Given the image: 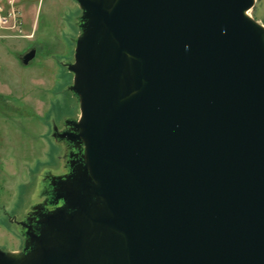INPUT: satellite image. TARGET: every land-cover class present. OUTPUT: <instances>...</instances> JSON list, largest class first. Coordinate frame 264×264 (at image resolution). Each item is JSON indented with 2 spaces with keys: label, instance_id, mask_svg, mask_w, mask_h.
I'll list each match as a JSON object with an SVG mask.
<instances>
[{
  "label": "water",
  "instance_id": "obj_1",
  "mask_svg": "<svg viewBox=\"0 0 264 264\" xmlns=\"http://www.w3.org/2000/svg\"><path fill=\"white\" fill-rule=\"evenodd\" d=\"M76 1L108 36L88 30L75 45L94 191L74 207L89 214L85 198L99 197L105 213L89 219L118 239L96 264H264V31L245 14L253 0ZM72 219L39 217L35 250L1 253L0 264H95L81 231L46 235Z\"/></svg>",
  "mask_w": 264,
  "mask_h": 264
},
{
  "label": "rangeland",
  "instance_id": "obj_2",
  "mask_svg": "<svg viewBox=\"0 0 264 264\" xmlns=\"http://www.w3.org/2000/svg\"><path fill=\"white\" fill-rule=\"evenodd\" d=\"M102 2L108 8L113 0ZM18 5L23 36L0 29V254L5 260L8 254H31L37 241L30 242L29 233L37 232L39 217L55 211L71 214L73 224L52 232V223L46 235L59 240L63 233L81 231L82 256L100 263L118 239L89 219L105 213L99 197L85 198L89 214L74 207L80 195L94 191L77 123L86 61L81 63L75 45L84 47L88 30L104 44L108 36L76 0H19ZM248 16L264 27V0H253ZM31 47L33 58L22 64L21 55ZM128 59L123 75L130 69Z\"/></svg>",
  "mask_w": 264,
  "mask_h": 264
},
{
  "label": "built area",
  "instance_id": "obj_3",
  "mask_svg": "<svg viewBox=\"0 0 264 264\" xmlns=\"http://www.w3.org/2000/svg\"><path fill=\"white\" fill-rule=\"evenodd\" d=\"M19 0H0V29L22 35V14Z\"/></svg>",
  "mask_w": 264,
  "mask_h": 264
},
{
  "label": "bare ground",
  "instance_id": "obj_4",
  "mask_svg": "<svg viewBox=\"0 0 264 264\" xmlns=\"http://www.w3.org/2000/svg\"><path fill=\"white\" fill-rule=\"evenodd\" d=\"M245 14L248 16V10H245ZM259 27H261L263 29V31H264V27L261 24H259Z\"/></svg>",
  "mask_w": 264,
  "mask_h": 264
}]
</instances>
